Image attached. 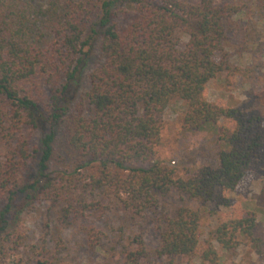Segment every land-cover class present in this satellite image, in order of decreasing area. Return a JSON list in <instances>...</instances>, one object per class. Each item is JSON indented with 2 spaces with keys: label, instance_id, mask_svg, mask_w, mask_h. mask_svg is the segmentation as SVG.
Instances as JSON below:
<instances>
[{
  "label": "trees",
  "instance_id": "16d2710c",
  "mask_svg": "<svg viewBox=\"0 0 264 264\" xmlns=\"http://www.w3.org/2000/svg\"><path fill=\"white\" fill-rule=\"evenodd\" d=\"M40 1L0 0V254L7 243L17 245L8 226L18 201L59 204L67 218L102 212L108 195L141 217L171 191L201 207L180 205L161 218L157 256L187 258L201 245L199 258L216 262L243 240L260 254L256 212L264 203L243 206L233 197L252 163L264 159V117L207 97L212 79L242 71L226 51L224 18L235 7L215 0ZM94 47L100 59L74 96ZM171 105L184 129L216 132V167L178 175L154 159ZM58 132L75 161L55 168ZM210 206L216 223L202 238L200 208ZM83 228L96 244L97 231ZM136 240L131 262L147 251ZM34 250V264H47L44 244Z\"/></svg>",
  "mask_w": 264,
  "mask_h": 264
},
{
  "label": "rangeland",
  "instance_id": "374dc122",
  "mask_svg": "<svg viewBox=\"0 0 264 264\" xmlns=\"http://www.w3.org/2000/svg\"><path fill=\"white\" fill-rule=\"evenodd\" d=\"M215 1L235 7V11L224 18L226 51L229 63L242 71L223 72L212 79L207 85V97L219 105L239 107L264 117V99L259 101L256 98L258 93L264 96V0ZM99 59L98 50L94 47L79 74L76 88H73L74 96L88 87V73ZM162 123L161 143L154 155L156 161L175 166L178 175L191 173L203 164L218 165L222 145L213 129H184L182 113L174 105L163 112ZM55 149V168L75 161L74 152L67 147L60 132L56 136ZM1 153L0 146V160ZM233 199L243 206L264 203V159L252 163ZM115 200L104 195L102 201L107 208L102 212H88L84 216L71 214L67 218H64L59 204L44 199L27 205L23 200L18 201L9 216L8 226L9 237L17 245L14 248L12 243H7L5 253L0 254V264H34V249L41 244L48 250L47 264H264V249L256 254L246 240L232 250L223 251L216 262H203L199 258L201 245L191 257H159L154 249L159 244L158 223L161 218L180 205L197 208L201 207L199 203L171 191L161 198L155 211L148 210L141 217H130ZM208 208H200L202 238L208 236L216 223V215L209 212L212 207ZM216 211L223 212L225 208L218 207ZM256 216L255 234L264 238V211L258 210ZM83 227H93L97 231L99 238L96 244L89 245V236ZM138 238L147 251L145 256L131 262L127 254L136 250Z\"/></svg>",
  "mask_w": 264,
  "mask_h": 264
}]
</instances>
